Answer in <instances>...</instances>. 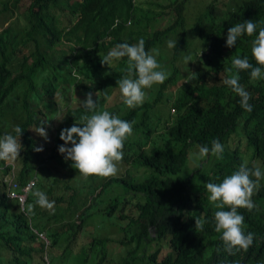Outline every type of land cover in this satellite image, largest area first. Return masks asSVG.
Returning <instances> with one entry per match:
<instances>
[{
  "label": "trees",
  "instance_id": "16d2710c",
  "mask_svg": "<svg viewBox=\"0 0 264 264\" xmlns=\"http://www.w3.org/2000/svg\"><path fill=\"white\" fill-rule=\"evenodd\" d=\"M165 1L143 6V0H28L21 10V0H0V13H18L14 25L0 30V134L22 128V147L12 161L15 188L4 181L9 167L0 161V264H108L112 257L117 264H264V175L251 196L254 207L237 208L245 233L253 234L247 249H226L214 230L216 202L205 189L241 165L264 173V79L239 72L250 112L223 83L234 57L247 56L256 66L250 51L255 32L232 47L225 39L227 29L244 20L264 26V0ZM165 8L172 19L157 28ZM140 38L156 58L166 57L163 50L170 55L169 75L156 94L144 90L141 105L121 114L111 108L132 122L120 160L128 166L125 177L85 178L57 151L61 128L91 114L80 102L72 105L73 94L92 93L95 110L104 111L116 81L127 75V57L109 66L101 58L117 43ZM169 40H176L175 48L167 47ZM183 53L197 58V65L176 84ZM166 103L173 117L163 109ZM37 126L45 128L47 139L34 131ZM213 139L223 153L196 155L190 167L191 147L210 149ZM38 146L41 151L34 150ZM29 179L34 183L23 202L10 196L21 194ZM36 190L53 202L51 209L36 204ZM195 219L205 221L202 228Z\"/></svg>",
  "mask_w": 264,
  "mask_h": 264
},
{
  "label": "clouds",
  "instance_id": "9594fccd",
  "mask_svg": "<svg viewBox=\"0 0 264 264\" xmlns=\"http://www.w3.org/2000/svg\"><path fill=\"white\" fill-rule=\"evenodd\" d=\"M129 22V19L126 20V24H129ZM254 32L256 35L251 41L250 51L256 66L249 62L247 56L243 58L236 56L231 60L232 67L226 69L230 75L223 81L224 85L230 87L239 96L240 106L248 112L252 110V105L248 102L250 96L248 91L239 83V72L241 70H250V79H264V26L258 27V24L251 19L244 20L242 23L230 26L227 29L225 39V46L232 47L235 46L239 37L242 35L252 36ZM175 45L176 40L167 41L168 48H175ZM153 53H155V50H153ZM124 57H127V67L124 69L127 75L116 81L118 86L115 87L117 88L116 90L115 88L113 90L117 94L120 93L123 104L128 109H131L143 103L145 89L151 88L153 84L163 83L169 73L160 66L155 54H150L145 50L142 38L138 39L135 44L117 43L101 58V63L109 66ZM194 59L197 61V58ZM184 60L185 63L192 61L188 56H185ZM80 103L86 112L91 114L82 115L80 123L61 128L58 138L63 143L57 146L58 153L63 154L64 159L71 160L72 166L74 165V168L85 178L89 175L108 178L125 177V170L128 166L123 165L120 160L123 156L124 141L133 132L132 122L110 113L111 108H105L104 111H96L97 100H93L92 93H86L84 100L80 101ZM34 131L47 139L44 127L37 126ZM21 132L22 128L19 125H15L12 127L11 132L0 134V161H7L4 167H9L8 176L4 181L10 187L12 186L11 188H15L13 186H15L16 167L12 161L18 157V152L22 147L18 141ZM195 148L198 149V153H194V155L199 157H204L209 152L219 157L224 151V146L217 139L211 141L210 149L206 145L191 147L190 151L192 150V153L190 156ZM34 150L41 151L42 146L35 147ZM116 164L121 168V172L115 176L117 173ZM131 167L135 170L137 169L135 165H130V171H132ZM250 175L255 177L256 181L250 179ZM262 175L264 173L261 172L260 168L249 169L241 165L238 170L225 176L220 183H204L205 189L209 194L208 200L216 202V208L218 209L213 216L214 230L220 233V239L229 251L234 247L247 249L252 244L253 234L251 232L245 233L244 216L237 211V208L252 209L254 207L251 196L256 182ZM29 182L34 183L33 179L27 180L22 185V190ZM33 194L37 197L36 204L39 206L49 209L53 207V202L47 199L44 192L36 190ZM26 198L27 192H25ZM225 206H227V210H225ZM32 208L33 205L29 204L27 211L31 212ZM204 223L203 219H195L196 228H202ZM38 236L48 243L45 233L40 232Z\"/></svg>",
  "mask_w": 264,
  "mask_h": 264
},
{
  "label": "rangeland",
  "instance_id": "374dc122",
  "mask_svg": "<svg viewBox=\"0 0 264 264\" xmlns=\"http://www.w3.org/2000/svg\"><path fill=\"white\" fill-rule=\"evenodd\" d=\"M144 2H142L143 3V6H148L149 4H150V2H155V3H160V4H162V5H165V4H167L168 3V1H165V0H143ZM146 1H148L149 2V4L148 3H146ZM27 3H28V0H21V2H20V8H21V10H23L25 7H26V5H27ZM152 7L155 9V11H157V12H160V8L158 7V6H156L155 4H152ZM192 10V8L190 7V10L189 11H191ZM12 11V9H9L8 11H3L2 13H0V30L1 29H3L4 27H6L10 22H12V21H15V19L17 18V11H14V12H11ZM163 12H165L164 14H163ZM163 12H162V15H161V17L159 18V20L158 21H156V22H154L155 23V27H157V28H162V27H164V26H166L167 24H168V22L172 19V16L171 15H167L166 13L168 12V9L167 8H165V9H163ZM193 11H191V13H192ZM11 13H13L14 15H12ZM16 14V15H15ZM10 25L12 26V25H14L13 23H10ZM163 52H165L166 53V57H163V58H160L159 56L156 58L157 59V61H158V63L160 64V66L164 69V70H166L168 73H169V71H170V55L166 52V50H163ZM186 55H184V53L182 54V57L181 58H183V59H179L177 62H176V65H177V67L179 68V70H180V73H181V75H178L177 77H178V80H177V82H176V84L177 83H180L181 81H182V78L184 79L185 77H188V76H190L191 75V73L194 71V69H195V67H196V65H197V62L195 61V59L194 58H192L191 56H188V57H190L191 59H192V61H188V62H186L185 63V60H184V57H185ZM165 58H168V59H165ZM161 59H163V60H161ZM187 75V76H186ZM161 84V83H160ZM160 84H153L152 86H151V88L150 89H153L154 90V92H155V94L157 93V91H158V89H159V86H160ZM175 85V84H174ZM181 84L179 85V87L178 88H176L175 89V87H170V90L169 91H174V90H177V89H180L181 88ZM117 88H115V90H116ZM115 90H113V92H112V94L110 95V96H112L113 95V98L111 99V101H110V97L107 99V104H106V107H107V109H109V108H112V107H115L116 109H117V111H118V113H123L124 112V110L125 109H127V107L123 104V102H122V98H121V95H120V93L119 94H117V92L115 91ZM85 94L86 93H83V92H79V91H77V92H75L74 94H73V101H72V105H75L76 103H79L80 101H83L84 100V98H85ZM94 96V95H93ZM114 100H115V103H117L116 105H113L112 103H114ZM73 102H75V103H73ZM61 103V102H60ZM114 103V104H115ZM60 106V112L63 110L62 108H63V105H62V103H61V105H59ZM58 106V107H59ZM158 109L160 110V108L158 107ZM163 109L167 112V114H168V117H173V115H174V111H173V109L172 108H170V105L169 104H165L164 106H163ZM63 112V111H62ZM61 112V113H62ZM61 113L58 115V117H60V115H61ZM55 124H56V121H55ZM244 148V146H242V149ZM191 153H192V150H191ZM194 153H198V149L197 148H195L194 150H193V154ZM116 166H117V164H116ZM189 166L190 167H195L196 166V155H193V157H191L190 156V160H189ZM122 169H124V168H122ZM131 170L132 171H136L133 167H131ZM120 172H121V168H119L118 166H117V173L115 174V176L117 175V174H120ZM7 176H8V174H6L5 176H3V179H5V178H7ZM80 177V176H79ZM46 178H47V180L49 181L50 179H51V176L50 175H46ZM107 222H109V221H107ZM106 222V223H107ZM115 244V243H114ZM115 249V247L113 246V250ZM105 264H106V262H105ZM108 264H117V261H116V259L114 258V257H112V259L110 260V262H108Z\"/></svg>",
  "mask_w": 264,
  "mask_h": 264
},
{
  "label": "built area",
  "instance_id": "2783aa9c",
  "mask_svg": "<svg viewBox=\"0 0 264 264\" xmlns=\"http://www.w3.org/2000/svg\"><path fill=\"white\" fill-rule=\"evenodd\" d=\"M32 183H33V182H29V183L23 188V193H21V194H16L15 192L11 191V192H10V196H12V197H18L19 201H20V202H23L24 199H25V192H27V191L30 189Z\"/></svg>",
  "mask_w": 264,
  "mask_h": 264
}]
</instances>
